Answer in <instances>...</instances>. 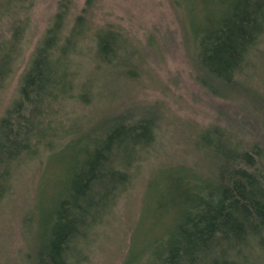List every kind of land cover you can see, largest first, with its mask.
<instances>
[{"label": "trees", "instance_id": "16d2710c", "mask_svg": "<svg viewBox=\"0 0 264 264\" xmlns=\"http://www.w3.org/2000/svg\"><path fill=\"white\" fill-rule=\"evenodd\" d=\"M38 1L0 0V90L20 69ZM172 1L184 9L197 81L234 100L264 37V0ZM96 4L86 0L75 13L74 0L58 2L19 94L0 116V205L22 164L64 167L61 177L41 181L25 218L33 227L30 264L84 263L95 229L156 141L158 110L123 107L118 97L144 59L119 25L95 22ZM219 112L218 122L234 123L210 125L195 145L213 158L209 175L198 164H177L160 167L151 179L135 264H264V117L257 133L244 118ZM236 130L254 139L243 143ZM50 183L56 187L48 196ZM168 216L171 224L160 228Z\"/></svg>", "mask_w": 264, "mask_h": 264}, {"label": "rangeland", "instance_id": "374dc122", "mask_svg": "<svg viewBox=\"0 0 264 264\" xmlns=\"http://www.w3.org/2000/svg\"><path fill=\"white\" fill-rule=\"evenodd\" d=\"M59 1L39 0L31 10V26L20 69L0 90V116L19 94L21 75L50 24ZM85 1L74 0L75 13L82 10ZM183 11L172 0H97L95 5V22L119 25L137 47L140 58L144 59L138 75L122 83L118 96L122 106H134L137 111L151 107L159 114L155 143L139 164L131 169L130 183L95 229L82 264H135L136 252L133 251L142 247V234L138 233L144 230V226L138 228V224L141 225L151 179L160 167L177 164L191 167L198 164L195 168L209 175L215 168L213 158L200 154L195 145L200 132L210 125L216 123L227 127L234 123L231 120L225 122L224 118L218 122L220 110L228 116L232 114L244 118L247 126L253 124V131H259L260 118L264 117V37L250 57L251 64L243 70L241 93L234 97L235 101L223 99L209 93L197 81L193 58L184 39ZM79 107L81 111L91 109ZM236 133L243 143H246V138L254 139L238 134L237 130ZM35 162H26L18 167L12 191L0 205V264H30L29 245L33 227L25 222V218L30 210L35 209L41 181L53 176V173L58 177L63 175L64 167L60 162L52 163L53 170ZM55 187V183L52 187L50 183L48 196L54 193ZM33 217L37 219L38 215L34 213ZM169 220V216L165 217L160 228H167L171 224ZM136 234L140 237L135 244L138 247H132Z\"/></svg>", "mask_w": 264, "mask_h": 264}, {"label": "bare ground", "instance_id": "6f19581e", "mask_svg": "<svg viewBox=\"0 0 264 264\" xmlns=\"http://www.w3.org/2000/svg\"><path fill=\"white\" fill-rule=\"evenodd\" d=\"M179 169V168H178ZM185 172V171H184Z\"/></svg>", "mask_w": 264, "mask_h": 264}]
</instances>
